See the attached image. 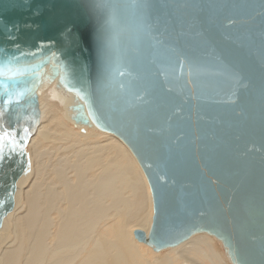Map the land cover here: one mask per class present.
Listing matches in <instances>:
<instances>
[{
	"label": "water",
	"instance_id": "obj_1",
	"mask_svg": "<svg viewBox=\"0 0 264 264\" xmlns=\"http://www.w3.org/2000/svg\"><path fill=\"white\" fill-rule=\"evenodd\" d=\"M97 2L0 0V59L24 69L0 79V129L20 145L0 169V226L39 89L58 80L75 123L116 135L141 165L154 216L140 241L208 233L235 264H264V0H107L114 17Z\"/></svg>",
	"mask_w": 264,
	"mask_h": 264
},
{
	"label": "bare ground",
	"instance_id": "obj_2",
	"mask_svg": "<svg viewBox=\"0 0 264 264\" xmlns=\"http://www.w3.org/2000/svg\"><path fill=\"white\" fill-rule=\"evenodd\" d=\"M74 101L58 80L39 89V124L27 143L13 207L2 216L0 264H235L208 233L161 250L137 238L138 230L149 235L153 223L149 181L119 137L75 123ZM2 200L9 208L8 198ZM110 222L115 227L104 232ZM131 223L136 241L165 253L143 261L141 246L121 227Z\"/></svg>",
	"mask_w": 264,
	"mask_h": 264
},
{
	"label": "snow or ice",
	"instance_id": "obj_3",
	"mask_svg": "<svg viewBox=\"0 0 264 264\" xmlns=\"http://www.w3.org/2000/svg\"><path fill=\"white\" fill-rule=\"evenodd\" d=\"M133 4L136 7H147L145 4L137 3V0H133ZM94 7L97 9L107 8L110 10L112 17L115 16L116 10L121 5H110L107 0H103V2H97L94 4ZM108 23H111L109 20ZM101 38L104 39L103 34ZM2 51V50H0ZM20 56H7L0 59V79H4L5 81H14L15 78L22 73L24 69L17 66V61L20 60ZM22 95V93H17V96ZM8 103H11V95L9 94ZM2 115V112H0ZM27 131V130H25ZM20 145L18 144L15 133L12 131H7L4 129H0V169L3 168L5 162L10 160L12 154L17 150Z\"/></svg>",
	"mask_w": 264,
	"mask_h": 264
},
{
	"label": "rangeland",
	"instance_id": "obj_4",
	"mask_svg": "<svg viewBox=\"0 0 264 264\" xmlns=\"http://www.w3.org/2000/svg\"><path fill=\"white\" fill-rule=\"evenodd\" d=\"M73 124V123H72ZM74 126V127H73ZM72 127L75 129V130H77V132H81L80 131V128H78V127H76L74 124L72 125ZM93 139L92 140H96L97 139V137L96 136H93L92 137ZM99 139H101L100 137H99ZM101 140H105L104 138L103 139H101ZM119 218H117V220H118ZM109 223V222H108ZM107 223V224H108ZM111 224H110V227L109 226H107V227H104L103 228V231L104 232H106V231H108V232H112V229L115 227V226H113L112 225V222H110ZM121 223H122V220H121ZM132 224V223H131ZM105 225V224H104ZM103 225V226H104ZM112 226V227H111ZM134 225L132 224V225H130L129 227H125V225L123 224V225H121V227L122 228H124L127 232H128V234L130 235V237L132 238L133 237V239L135 240V243H137L136 245H139V246H141V248H142V255H143V261H147V259H149V260H152L155 256H157V255H160V254H163V253H165V251L166 250H163V251H161V252H158V253H156L152 248H150L149 246H147V245H145V244H143V243H139L138 241H136V239H135V237H134V231L135 230H137L136 228V226H134ZM133 227V228H132ZM132 229V230H131ZM129 230V231H128ZM132 232V233H131ZM133 234V235H132ZM212 239V244H213V246H215V248L217 249V251H219L220 253H221V255L225 258V259H230L228 256H227V254H226V252L224 251V247H222L223 246V244L220 242V241H218L217 239H215L214 237L213 238H211ZM215 244V245H214ZM217 246V247H216ZM147 249V250H146ZM149 250V251H148ZM150 255V256H149ZM215 261H217L218 262V260H215ZM174 264V263H173Z\"/></svg>",
	"mask_w": 264,
	"mask_h": 264
}]
</instances>
